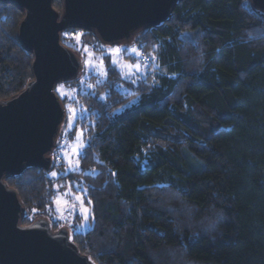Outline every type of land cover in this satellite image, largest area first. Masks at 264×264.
<instances>
[{"label":"trees","instance_id":"obj_1","mask_svg":"<svg viewBox=\"0 0 264 264\" xmlns=\"http://www.w3.org/2000/svg\"><path fill=\"white\" fill-rule=\"evenodd\" d=\"M22 19L0 5V100L32 79ZM62 43L83 59L112 48L78 29ZM132 44L149 69L135 84L108 55L104 80L84 65L61 84L83 133L77 170L55 158L70 115V94L56 88L67 119L54 167L7 181L27 209L23 224L31 212L53 216L70 189L91 215L85 232L68 229L96 264H264V15L248 0H183Z\"/></svg>","mask_w":264,"mask_h":264},{"label":"water","instance_id":"obj_2","mask_svg":"<svg viewBox=\"0 0 264 264\" xmlns=\"http://www.w3.org/2000/svg\"><path fill=\"white\" fill-rule=\"evenodd\" d=\"M0 0L23 15L18 41L33 55L32 79L18 94L0 100V264H96L81 253L67 227L57 230L27 216L18 192L7 184L29 170L54 167L66 123L58 85L78 78L84 59L62 43L69 29L92 33L107 47H126L143 30L160 28L183 0ZM264 15V0H248Z\"/></svg>","mask_w":264,"mask_h":264},{"label":"rangeland","instance_id":"obj_3","mask_svg":"<svg viewBox=\"0 0 264 264\" xmlns=\"http://www.w3.org/2000/svg\"><path fill=\"white\" fill-rule=\"evenodd\" d=\"M119 48L121 49L120 53L117 55H109L110 51L112 49H116ZM135 48L137 49L140 53L141 51L139 50L138 45L132 44L126 47H112V48H108L105 49L102 47L103 53L101 55V57H104L105 55L110 58L111 63L115 61V63H112L124 76V74L126 73L127 69L125 68L126 65H135L138 62L141 63L142 65L147 64V62L145 61L144 56H138L137 54H134L132 52V49ZM84 55V65H85V72L88 74H97L101 80L105 79V73H106V68H105V64L104 61L101 59L100 56H95L93 54H91L88 50L86 51V53L83 54ZM101 60H102V64H101ZM86 61L88 62L86 64ZM149 71L148 66L145 69L144 67L141 68V74L138 76H134L133 78L138 79L139 77H144L146 75V73ZM128 81H130L129 79H127ZM137 81V80H136ZM69 93L70 95L67 96L65 99H68L70 101H73L72 99V92L71 91H66L62 85H59L57 87V93L64 98L66 93ZM74 94V93H73ZM69 111H70V115L68 118V128L66 130V140L65 143L62 144V146L60 147V149L58 150V153L55 155V158H58L59 163H61V165H65V168L68 170L70 166H75L74 170L78 169V157L74 155L73 149L75 148H82L83 147V142L81 143L78 139L79 133H76L74 130L75 126H76V119H77V109L75 110L74 106H73V102H69ZM77 113V114H76ZM68 139H73L68 140ZM83 140V137H82ZM70 141V142H69ZM69 171V170H68ZM59 173V172H57ZM57 176V175H56ZM52 177V176H51ZM64 193H70L69 195L65 196L63 195ZM80 193H76V192H72L70 189L65 190V191H61L59 196L55 199H59L61 202L59 204L55 203L53 204V216L52 215H46V214H36L31 212L30 214H28V217L30 218L31 221H35L41 217H45L48 218V220L52 223V222H60V224H64V227L67 228H71L76 232H85L88 228H89V219L87 220V222H85L82 218H81V222H77V216H74L72 214V212L70 211L71 209H73V206L75 205L76 209L80 208V203L74 200V197L79 195ZM81 196V195H80ZM84 206L86 207V205L84 204ZM90 217V216H89ZM23 226H26L25 224H23Z\"/></svg>","mask_w":264,"mask_h":264},{"label":"snow or ice","instance_id":"obj_4","mask_svg":"<svg viewBox=\"0 0 264 264\" xmlns=\"http://www.w3.org/2000/svg\"><path fill=\"white\" fill-rule=\"evenodd\" d=\"M121 51V49L119 48H116V49H112L109 53V55H117L119 54ZM132 52L134 54H137L138 56H142V53H140L137 49L133 48L132 49ZM152 60L154 61L155 60V56L152 57ZM88 62L86 61V64ZM115 63V61L113 62ZM101 64H102V60H101ZM144 67L145 69L147 68V65H142L141 63H137L135 65H126L125 68L127 69L126 73L124 74V78L125 79H129L131 83L135 84L137 81L135 78H133L134 76H138L141 74V68ZM158 67V65H157ZM106 75V73H105ZM81 115H83V113H81ZM82 137H83V133H79V136H78V139L79 141L82 143ZM73 152H74V155L76 156H80V157H83L84 156V153H83V150L82 148H75L73 149ZM74 167L75 166H70L69 167V171L71 170H74ZM57 173L56 172H52L51 173V176L52 177H56ZM70 193H64L63 195L67 196L69 195ZM74 200L79 202L80 203V208L79 209H76L75 208V205L73 206V209H71L70 211L72 212V214L74 216L78 215L80 218H82L85 222H87V220L89 219V216L91 215L90 212H89V209L87 207L84 206V201L82 199V196L80 195H77L74 197ZM55 203L59 204L61 201L59 199L55 200L54 201ZM88 204H91V201L89 200L88 201Z\"/></svg>","mask_w":264,"mask_h":264}]
</instances>
